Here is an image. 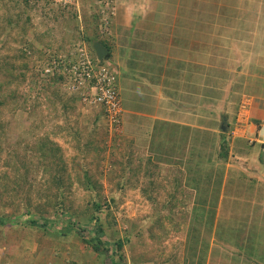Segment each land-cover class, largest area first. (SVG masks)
<instances>
[{
	"label": "rangeland",
	"instance_id": "1",
	"mask_svg": "<svg viewBox=\"0 0 264 264\" xmlns=\"http://www.w3.org/2000/svg\"><path fill=\"white\" fill-rule=\"evenodd\" d=\"M95 1L68 0L66 5L64 0H0V213L13 219V225L0 226V264H44L43 261L51 264L53 258L57 259L54 264L109 262L111 252L93 250L82 241L78 228L57 235V226L67 222L68 213L75 214L73 218L80 226L91 229L85 222L84 212L92 200L91 193L95 192L87 188L93 187L92 183L85 184L87 178L102 186L100 195L94 196L95 201L110 203L114 210L117 223L112 229H106V239L131 234L130 242L123 249L127 264H169L174 255L183 262L184 245L186 256L193 260L200 243L197 234L202 231L196 225L205 220L204 216L208 219L203 240L210 245L202 246V251L207 254L211 248L210 264H216V257H225L227 252H221L224 240L238 246V250L243 245L250 252L260 248L258 255L262 257L264 237L258 236L252 241L244 236L243 231L250 232L244 229L231 231L238 236L222 237L228 234L225 219L243 217L237 214L238 204L225 200L219 206L221 217L217 229L212 230L216 198L221 191L219 185L210 192L214 198L201 194L193 199L196 206L187 204L188 198L180 195L187 197L186 191L171 186L175 182H170L168 174H160L162 181H158L159 175L154 180L157 173L151 171L152 165L147 172L146 165L137 161L138 157L128 163L122 125L117 133H112L101 107L73 100L59 90L55 80L40 76L38 64L44 61L48 47L64 51L71 40L82 38L85 32L94 33L95 24L99 25ZM114 2L119 5V0ZM58 44L63 47H57ZM55 94L60 96V104L55 101ZM154 141L159 145V140ZM41 146L46 153L44 163L58 155L61 157L57 164H65V170L61 171L64 196L56 191L53 183L52 174L56 169L42 163ZM253 150L261 153V145L257 144ZM186 164L190 166L188 161ZM232 173L229 170L226 191L237 181L230 179ZM244 182L253 183V180ZM245 187L251 188V185L245 183ZM172 193L182 202L176 203ZM58 198L64 201L66 214L55 212L54 203ZM29 203L32 204L30 211ZM244 208L251 212L250 207ZM42 214L56 225L30 224L32 216L43 222ZM186 216L193 221L189 223ZM210 236L216 240L214 243L210 242ZM171 246L178 248L177 252L169 250Z\"/></svg>",
	"mask_w": 264,
	"mask_h": 264
},
{
	"label": "crops",
	"instance_id": "2",
	"mask_svg": "<svg viewBox=\"0 0 264 264\" xmlns=\"http://www.w3.org/2000/svg\"><path fill=\"white\" fill-rule=\"evenodd\" d=\"M111 29L112 35L99 34L118 74L128 156L138 157L145 170L152 165L154 180L168 174L175 182L170 185L185 190L187 197L180 195L192 206L201 194L212 198L219 185L212 230L221 217L219 206L229 200L243 217L225 219L228 234L222 237L238 236L231 231L242 229L252 241L264 237V0H119ZM257 144L261 153L253 150ZM229 170L237 180L234 191H226ZM203 219H196L202 230L196 257L190 261L184 245V261L174 255L169 264L211 263V248L202 251L210 245L204 244L208 218ZM224 241L221 252L227 253L216 264H263L260 248L238 250Z\"/></svg>",
	"mask_w": 264,
	"mask_h": 264
},
{
	"label": "built area",
	"instance_id": "3",
	"mask_svg": "<svg viewBox=\"0 0 264 264\" xmlns=\"http://www.w3.org/2000/svg\"><path fill=\"white\" fill-rule=\"evenodd\" d=\"M96 3L101 13L100 30L103 35H111V20L117 5L114 0H97ZM38 67L44 80L61 75L58 85L62 89L83 104L101 107L109 130L112 133L120 130L122 106L117 70L108 61L99 62L84 37L71 40L64 51H47Z\"/></svg>",
	"mask_w": 264,
	"mask_h": 264
},
{
	"label": "trees",
	"instance_id": "4",
	"mask_svg": "<svg viewBox=\"0 0 264 264\" xmlns=\"http://www.w3.org/2000/svg\"><path fill=\"white\" fill-rule=\"evenodd\" d=\"M97 1V0H96ZM95 1V2H96ZM69 3H66V5ZM97 5V3H96ZM97 9H98V5H97ZM99 16V15H98ZM87 24V26H89V23L85 22ZM98 23V22H97ZM94 29V33L93 34H89L88 32H85L84 34V38L87 41V43L89 44L90 48L92 49V51L94 52L93 48H92V43L96 40L101 41L103 44L106 43L99 34V25L95 24V28ZM79 32L80 29L78 30ZM112 31V29H111ZM84 33V31H83ZM112 35V32H111ZM106 47H108L109 52L107 53L106 57L103 58L102 60H99V62L102 63H106V60H108L111 57V48L110 46L104 44ZM62 76L58 75L54 78V80L57 82L58 80H61ZM60 87V86H59ZM59 90L62 93H65L66 95H69V97H72L73 100H76L77 98L74 97L72 94H68V92H66L64 89H62V87L59 88ZM55 93V92H54ZM56 96V100L57 103H59L60 101V96H58V94H55ZM78 100V99H77ZM121 101V98H120ZM60 104V103H59ZM62 106H64V104L62 103ZM103 110V109H102ZM104 111V110H103ZM223 147L224 144H223ZM42 151H43V147L41 146ZM43 158H42V163L44 164L45 167H52L55 168L56 171L55 173L52 174L53 177V183L55 188L57 189L56 191H58L62 196H64V189L62 188L64 183H63V176L64 174L61 173V171L65 170V164L63 163L61 166H59V164H57L60 160L61 156H55L54 159H52L49 162H45L44 160H46V153L43 151ZM128 163H132V161L135 160L134 157L132 156H128L127 158ZM59 166V167H58ZM58 167V168H57ZM148 172V170H146ZM90 178H87V181L85 182V184L87 185L89 183V185L92 183V186H88L87 188L89 190H93V192H95V194L93 195L91 193V201L87 204V208L84 212V217H85V222L91 226V229H86L83 228L82 226H80L81 224L74 219V215L72 213H68V218L66 219V223L63 224L62 226H57V235H62L64 231L66 230H76L78 228L77 232H81V238L82 241L84 243H86L87 245L91 246L93 248V250H95L98 253H102L104 251H110L111 253L108 254V258H109V262H106L104 264H127L125 262V255L123 253V249L125 247L126 242H130L131 239V234L130 235H125L124 238H121L120 236H118L117 238L114 239H106L107 237V232L106 229L107 228H113L114 225H116L117 220L116 217L114 215V210L112 208V206L110 205V203L105 202L100 203L95 201L94 196H98L100 195V191H101V187L100 185H98L96 182H91L89 180ZM129 178H127V183H128ZM126 183V184H127ZM123 187V186H122ZM57 192L56 197H58L57 195H59ZM56 193V192H55ZM9 196H11V193L9 192ZM60 196V195H59ZM60 198L57 199V201L54 203V208L56 209L55 212H57L58 214H66L67 212L64 211L65 209V205H64V201L63 200H59ZM113 202H115V199H112ZM32 209V204L29 203L28 205V211H30ZM44 214H42L41 216L43 217L42 221L40 222L39 218L37 216H32L30 219V224L32 225H36L39 227H50L53 225H56L55 221H51L48 218H44L43 216ZM17 223L16 221L14 222V224ZM52 224V225H49ZM4 225H8L11 226L13 225V219L4 216L2 213H0V226H4ZM83 230V231H82ZM86 232V233H84Z\"/></svg>",
	"mask_w": 264,
	"mask_h": 264
},
{
	"label": "water",
	"instance_id": "5",
	"mask_svg": "<svg viewBox=\"0 0 264 264\" xmlns=\"http://www.w3.org/2000/svg\"><path fill=\"white\" fill-rule=\"evenodd\" d=\"M92 48L95 51V54L99 60L105 58L107 53L109 52V49L105 47L99 40H96L92 43ZM225 124L227 123L225 122Z\"/></svg>",
	"mask_w": 264,
	"mask_h": 264
},
{
	"label": "clouds",
	"instance_id": "6",
	"mask_svg": "<svg viewBox=\"0 0 264 264\" xmlns=\"http://www.w3.org/2000/svg\"><path fill=\"white\" fill-rule=\"evenodd\" d=\"M97 11H98V13H99L98 15H99V29H100V18H101V13H100V10L97 9ZM99 31L101 32V30H99ZM101 33H102V32H101ZM102 34H103V33H102ZM83 37H84V36H83ZM48 51H49V50H48ZM50 51H51V50H50ZM94 53H95V51H94ZM49 80H54V78H53V79H49ZM58 81H59V80H58ZM58 81H57V82L55 81V82L58 83Z\"/></svg>",
	"mask_w": 264,
	"mask_h": 264
}]
</instances>
